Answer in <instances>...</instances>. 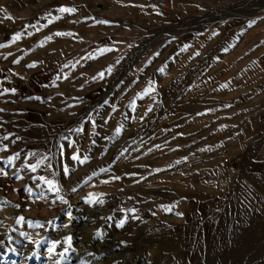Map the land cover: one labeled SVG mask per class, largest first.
<instances>
[{"label":"rangeland","instance_id":"obj_1","mask_svg":"<svg viewBox=\"0 0 264 264\" xmlns=\"http://www.w3.org/2000/svg\"><path fill=\"white\" fill-rule=\"evenodd\" d=\"M5 2L0 264H264V0H90L97 32L30 73Z\"/></svg>","mask_w":264,"mask_h":264},{"label":"crops","instance_id":"obj_2","mask_svg":"<svg viewBox=\"0 0 264 264\" xmlns=\"http://www.w3.org/2000/svg\"><path fill=\"white\" fill-rule=\"evenodd\" d=\"M90 0H6L9 4L8 14L4 21L9 26L8 43L12 48L14 60L24 67L18 66L17 71L30 73L40 69L36 63L45 61L41 58L52 45L67 44L70 36V44L75 43L80 37H87L93 31L97 32L96 13L90 6ZM5 2V3H6ZM87 2V3H85ZM61 7L74 8V12H60ZM59 17V19H57ZM66 33L56 35V33ZM19 33V38H15ZM67 33H70L68 35ZM48 37L54 41H48ZM62 37V40H55ZM84 60L99 57L92 52L94 46L84 40ZM96 49V48H95ZM17 50V52H16ZM52 60V57L46 61ZM35 62L34 67H29ZM22 66V65H21ZM43 68V67H42Z\"/></svg>","mask_w":264,"mask_h":264},{"label":"snow or ice","instance_id":"obj_3","mask_svg":"<svg viewBox=\"0 0 264 264\" xmlns=\"http://www.w3.org/2000/svg\"><path fill=\"white\" fill-rule=\"evenodd\" d=\"M59 11H60V12H74L75 9H74V8L61 7V8L59 9ZM57 19H59V17H57ZM103 23H109V21L105 20V21H103ZM254 23H255V21H250V25H251V24H254ZM65 34H66V33H60V32L56 33V35H65ZM67 34L70 35V33H67ZM19 36H20V34L17 33L15 38L18 39ZM48 39H51V37H48ZM107 50H108V49H106V48H104V49H98V51L101 52V54H103V52H104V51H107ZM224 51H227V48H225ZM34 66H35V62H34L32 65H29V67H34ZM111 70H112V69H111V66H109V68L107 69V71L110 73ZM98 75H100L101 77H103L104 72L102 71V72H100ZM11 91L15 92L16 90H15V89H11ZM222 127H224V126H222ZM77 131H82V129H79V128H78ZM119 131H120V129L118 128V129H117V132H119ZM4 147L7 148V145H5ZM17 155H18V154H17ZM28 155H29L30 157H35L36 154L30 152V153H28ZM9 159H10V161H11V159H13V158H9ZM45 159H46V158L38 159V160H36V163H35V164L29 163V164L27 165V167H28L32 172H36L37 169H38V168H39V167L45 162ZM72 159H73V160H79L80 163H84V161L88 160L89 157H84V158L81 160L79 156H77L76 154H73V155H72ZM185 159H187V158L185 157ZM0 171H2V170H0ZM63 171H64L65 174H67V173L69 172L68 167L65 166L64 169H63ZM101 171H103V169H101ZM38 179H39L40 181H42V182L47 186V189H48L49 191L54 192V193H58V192L60 191V188H59V186H58L57 181L52 180V179H48V178H46L45 176H39ZM116 179H119V177H116ZM29 191H31V190L29 189ZM60 199H63V197H60ZM65 202H66V201H65ZM86 202L89 203V204H92V203H103V201H100V200H94V199L91 198V197H89L88 200H87ZM164 210H165V211H171L172 209H171V207H165ZM131 211L134 213L136 210H135V209H132ZM176 214H177V215H183V213H180V212H177ZM67 215H68V217H69L70 219L72 218V213H71V212H68ZM23 219H24L23 217H20V221H23ZM126 220H127V217H125L124 219H121V220L116 224V227H118V228H119V227H123V226L125 225V223H126ZM29 223H31V221H30ZM97 235H102V234H101V233H98ZM65 241H66V243L68 244V246L71 247L72 237H71V236L66 237V238H65ZM50 243H51V246L48 248V252L51 254V253L55 250L56 245L60 243V241H58V240H53V241H51ZM67 251H68V248H65V252H67Z\"/></svg>","mask_w":264,"mask_h":264},{"label":"built area","instance_id":"obj_4","mask_svg":"<svg viewBox=\"0 0 264 264\" xmlns=\"http://www.w3.org/2000/svg\"><path fill=\"white\" fill-rule=\"evenodd\" d=\"M156 3L159 7L167 9V10H172L175 8L176 5V0H156ZM97 181H100V177H97ZM89 188L85 185L81 188H79L76 191V195L73 196V201L76 202L77 200H86L89 196ZM71 255L68 257L69 259H73V254L70 253Z\"/></svg>","mask_w":264,"mask_h":264},{"label":"bare ground","instance_id":"obj_5","mask_svg":"<svg viewBox=\"0 0 264 264\" xmlns=\"http://www.w3.org/2000/svg\"><path fill=\"white\" fill-rule=\"evenodd\" d=\"M249 198H250V197H249ZM249 198H248V199H249ZM248 199H247V200H248ZM259 202H260V201H259ZM255 205H256V204H255ZM253 206H254V205H253ZM257 209H258V208H257ZM257 209H256V210H257ZM96 214H98V215H104V211L99 210L98 212H96ZM99 222H100V221H99ZM99 222H98V223H99ZM85 254H86V253H85ZM79 256H80V254H79ZM81 256H82V255H81ZM86 259L88 260V258H86ZM89 259H90V258H89Z\"/></svg>","mask_w":264,"mask_h":264},{"label":"water","instance_id":"obj_6","mask_svg":"<svg viewBox=\"0 0 264 264\" xmlns=\"http://www.w3.org/2000/svg\"><path fill=\"white\" fill-rule=\"evenodd\" d=\"M58 147H59V145H58Z\"/></svg>","mask_w":264,"mask_h":264}]
</instances>
